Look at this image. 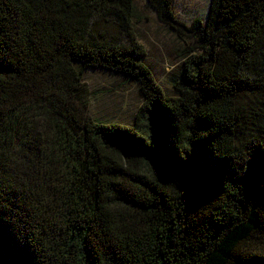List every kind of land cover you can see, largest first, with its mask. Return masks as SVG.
<instances>
[{
  "label": "trees",
  "instance_id": "trees-1",
  "mask_svg": "<svg viewBox=\"0 0 264 264\" xmlns=\"http://www.w3.org/2000/svg\"><path fill=\"white\" fill-rule=\"evenodd\" d=\"M173 1L145 0L192 43L169 96L136 0H0V264H264V0ZM93 69L131 124L91 118Z\"/></svg>",
  "mask_w": 264,
  "mask_h": 264
},
{
  "label": "rangeland",
  "instance_id": "rangeland-1",
  "mask_svg": "<svg viewBox=\"0 0 264 264\" xmlns=\"http://www.w3.org/2000/svg\"><path fill=\"white\" fill-rule=\"evenodd\" d=\"M209 0H174L173 12L186 27L194 19H204ZM136 15L132 22L133 37L143 47L141 60L152 71L156 83L165 95H173L172 84L179 77L183 48L192 45L185 32L177 34L160 23L145 0H136ZM184 40V41H182ZM186 50V49H185ZM88 90V113L100 122L131 124L142 104L136 84L119 75L102 70H88L83 76Z\"/></svg>",
  "mask_w": 264,
  "mask_h": 264
}]
</instances>
